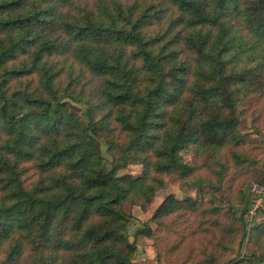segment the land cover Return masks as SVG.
Here are the masks:
<instances>
[{
    "label": "trees",
    "instance_id": "obj_1",
    "mask_svg": "<svg viewBox=\"0 0 264 264\" xmlns=\"http://www.w3.org/2000/svg\"><path fill=\"white\" fill-rule=\"evenodd\" d=\"M263 69L264 0H0V264H131L124 203L193 175L191 144L218 177L216 149L243 163L237 103ZM176 210L217 209L169 195L154 218Z\"/></svg>",
    "mask_w": 264,
    "mask_h": 264
},
{
    "label": "rangeland",
    "instance_id": "obj_2",
    "mask_svg": "<svg viewBox=\"0 0 264 264\" xmlns=\"http://www.w3.org/2000/svg\"><path fill=\"white\" fill-rule=\"evenodd\" d=\"M155 26L154 23L152 27ZM263 70L259 72L261 75H264ZM247 104L256 107L260 114L257 119ZM77 106L84 114L87 105L82 102ZM237 113L241 133L238 149L243 163H234L229 145L216 149L214 156L219 155L227 166L218 177L205 164L212 153L202 144H191L180 154L183 162L195 168L193 175L182 177L178 173H164L161 183L155 184L157 190L151 199L140 195L124 203V209L130 215L127 236L137 244L131 264H205L208 256H214L216 264H226L230 260L235 264H264V233L259 235L257 229L264 224V217L260 216L264 215L263 210L250 223L246 220L252 183H264V96L259 101H239ZM101 139L104 164L109 170L113 157L105 143L106 138ZM143 172L140 163H128L117 170L120 176L127 173L141 176ZM169 195L179 199L193 197L202 207L217 210L203 215L199 210L192 211L180 218L176 210L154 218ZM145 227L151 229L150 235L137 233ZM61 263L64 264L62 260Z\"/></svg>",
    "mask_w": 264,
    "mask_h": 264
},
{
    "label": "built area",
    "instance_id": "obj_3",
    "mask_svg": "<svg viewBox=\"0 0 264 264\" xmlns=\"http://www.w3.org/2000/svg\"><path fill=\"white\" fill-rule=\"evenodd\" d=\"M252 197L246 212L247 222H251L264 204V183L254 182L251 186Z\"/></svg>",
    "mask_w": 264,
    "mask_h": 264
},
{
    "label": "crops",
    "instance_id": "obj_4",
    "mask_svg": "<svg viewBox=\"0 0 264 264\" xmlns=\"http://www.w3.org/2000/svg\"><path fill=\"white\" fill-rule=\"evenodd\" d=\"M263 210V212H264V204H263V207L261 208V210L260 211H262ZM259 211V212H260ZM259 212L257 213V215L259 214ZM260 216H263L264 217V215H260ZM264 219V218H263Z\"/></svg>",
    "mask_w": 264,
    "mask_h": 264
}]
</instances>
